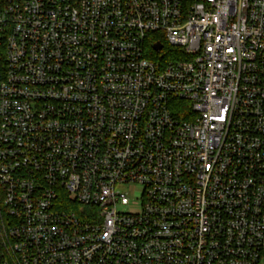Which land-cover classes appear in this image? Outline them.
Returning a JSON list of instances; mask_svg holds the SVG:
<instances>
[{"label": "built area", "instance_id": "obj_1", "mask_svg": "<svg viewBox=\"0 0 264 264\" xmlns=\"http://www.w3.org/2000/svg\"><path fill=\"white\" fill-rule=\"evenodd\" d=\"M262 258L264 0H0V264Z\"/></svg>", "mask_w": 264, "mask_h": 264}, {"label": "rangeland", "instance_id": "obj_2", "mask_svg": "<svg viewBox=\"0 0 264 264\" xmlns=\"http://www.w3.org/2000/svg\"><path fill=\"white\" fill-rule=\"evenodd\" d=\"M168 54H169L168 46L163 48L160 52L154 53L155 56H162V55H166L167 56ZM130 199H132V197ZM260 264H264V258L261 259Z\"/></svg>", "mask_w": 264, "mask_h": 264}, {"label": "trees", "instance_id": "obj_3", "mask_svg": "<svg viewBox=\"0 0 264 264\" xmlns=\"http://www.w3.org/2000/svg\"><path fill=\"white\" fill-rule=\"evenodd\" d=\"M153 34H157V33H153ZM159 36V35H158ZM157 40L160 41V43L163 45V48L167 47V44L165 42V40L161 37H158ZM151 44H152V41H150L147 45V49L150 53H152L153 51L151 50Z\"/></svg>", "mask_w": 264, "mask_h": 264}, {"label": "water", "instance_id": "obj_4", "mask_svg": "<svg viewBox=\"0 0 264 264\" xmlns=\"http://www.w3.org/2000/svg\"><path fill=\"white\" fill-rule=\"evenodd\" d=\"M161 48V43L160 42H155L153 45H152V49L157 51Z\"/></svg>", "mask_w": 264, "mask_h": 264}]
</instances>
